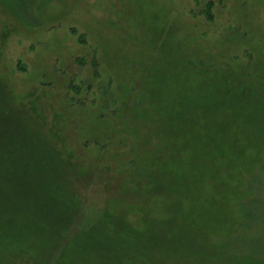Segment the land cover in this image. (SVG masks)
Segmentation results:
<instances>
[{"label":"rangeland","instance_id":"obj_1","mask_svg":"<svg viewBox=\"0 0 264 264\" xmlns=\"http://www.w3.org/2000/svg\"><path fill=\"white\" fill-rule=\"evenodd\" d=\"M0 264H264V0H0Z\"/></svg>","mask_w":264,"mask_h":264}]
</instances>
